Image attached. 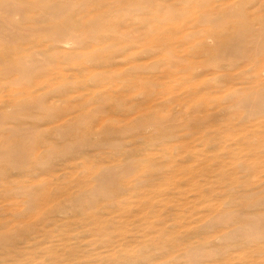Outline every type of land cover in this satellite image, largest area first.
Segmentation results:
<instances>
[{"label":"rangeland","instance_id":"obj_1","mask_svg":"<svg viewBox=\"0 0 264 264\" xmlns=\"http://www.w3.org/2000/svg\"><path fill=\"white\" fill-rule=\"evenodd\" d=\"M0 264H264V0H0Z\"/></svg>","mask_w":264,"mask_h":264}]
</instances>
